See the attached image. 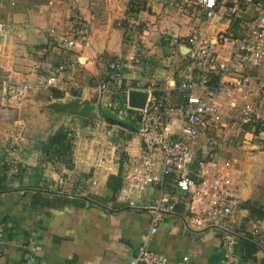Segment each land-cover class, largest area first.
Wrapping results in <instances>:
<instances>
[{
  "label": "crops",
  "instance_id": "crops-1",
  "mask_svg": "<svg viewBox=\"0 0 264 264\" xmlns=\"http://www.w3.org/2000/svg\"><path fill=\"white\" fill-rule=\"evenodd\" d=\"M130 1L146 6L150 2L153 6L152 10L137 6L134 11H139L133 13L128 4L122 13L127 21L149 32L157 30L158 0ZM233 1L224 0L225 6ZM187 3L200 12L199 7ZM73 5L88 26H93L95 16H99L93 3L74 0ZM71 9L57 4L36 9L8 5L4 12L0 11V18L4 16L0 22L10 24L15 32L0 39V264H128L151 220L148 210L130 208L121 191L122 160L140 155V140L134 129L100 121V111H110L101 104L97 85L111 80L109 60L115 59L123 64L122 89L153 85L157 95L169 97L172 92L179 101L173 69L167 67L163 45L155 47V38H146L144 30L138 35V41L145 43L141 51L138 46L133 49L127 44L122 29H113L111 33L107 27H98L92 28L94 35L86 47L61 55L60 63L65 68L58 73L57 65H53L49 54H42V48L51 45L49 28L55 27L57 35L66 31L63 30L74 13ZM216 10L217 18L209 21L208 28L203 31L197 27L199 32L209 35L206 39L212 43L217 30L243 23L241 18L228 20L220 4ZM184 31L187 29L179 36L187 33ZM152 53L161 54V59L147 56ZM53 74H58V83L45 87V79ZM19 83H29L33 90L24 100L15 102L11 99L12 88ZM76 98L93 105L99 119L49 108L52 103H67ZM111 99L117 104L120 96L116 92ZM124 122L136 129L134 120ZM62 129L74 134L70 139L71 167L61 162L66 155L57 158L43 151L49 139ZM234 143L241 147L227 151L231 154L226 157L237 158L244 172L236 179L239 204L232 218V229L238 236V264H264V252L260 249L264 242V219L252 217L248 209L240 207L249 201L250 205L264 207V188L254 184L264 170L252 160L256 154L264 155V143L240 139ZM201 146L200 143L198 157L205 152ZM9 147L17 151L16 161L14 165L8 163L9 169L4 170L10 159L5 152ZM119 147H127L128 152L118 155ZM110 176L121 179V188L115 195L107 187ZM155 195V189L147 190L138 204L150 202ZM183 214L184 208L179 205L176 212L163 215L148 248L166 256L167 264H177L183 256L189 257V264H221L219 233L215 229L187 227Z\"/></svg>",
  "mask_w": 264,
  "mask_h": 264
},
{
  "label": "built area",
  "instance_id": "built-area-1",
  "mask_svg": "<svg viewBox=\"0 0 264 264\" xmlns=\"http://www.w3.org/2000/svg\"><path fill=\"white\" fill-rule=\"evenodd\" d=\"M187 1L200 8L204 20L216 19L220 4L228 20L241 18L243 23L219 30L213 43L197 29L164 41L167 67L173 69L180 96L178 103L170 104L168 97L157 95L151 85L135 89L147 94L144 107H129L128 93L133 89H122L123 64L118 60L109 63L111 80L97 85L101 104L120 120H134L140 140V155L122 160L121 191L130 208L148 210L151 220L128 264H167L166 256L151 251L148 245L162 216L176 212L179 205L184 208L182 219L187 227L219 233L221 264H238V236L232 229V218L239 204L236 179L244 172L237 158L223 157L221 152L226 144L239 139L264 143V0H235L229 6L224 0ZM70 20L63 34L49 28L51 45L42 48V54H49L57 65L58 73L65 68L61 55L88 44L85 20L78 13ZM13 33L10 24L0 22V39ZM127 35L135 49L134 30ZM58 81V74H53L43 85L54 87ZM31 90L29 83L16 84L11 99L20 102ZM116 92L120 96L117 104L111 99ZM73 135L69 130L68 137ZM200 143L205 152L198 157ZM5 152L10 158L7 163L14 165L17 151L9 147ZM116 152L123 155L128 148L120 147ZM151 188L156 195L139 205ZM260 249L264 252V242ZM177 264H189V257L183 256Z\"/></svg>",
  "mask_w": 264,
  "mask_h": 264
},
{
  "label": "rangeland",
  "instance_id": "rangeland-1",
  "mask_svg": "<svg viewBox=\"0 0 264 264\" xmlns=\"http://www.w3.org/2000/svg\"><path fill=\"white\" fill-rule=\"evenodd\" d=\"M73 2L74 0H0V11L4 12L5 11L4 8L8 5L11 8H16V9H22V8L36 9L38 7H41L42 5L43 6L48 5V6L53 7L54 5L57 4L58 6H62V8L67 9V10L68 8L69 10L72 8L71 12H74L73 14L78 13L80 15L81 11L79 9L73 8L74 7ZM90 2L93 3V8L95 9V12L97 13L99 11V16L98 15L95 16L96 19H95L93 26L90 24L88 26V23H86L85 21V23L87 24L86 27H87L88 38L94 35V30H92V28L107 27L109 29V32L111 33L113 29H118V30L122 29L123 39L127 42V44L131 45L130 40H128L129 37L127 35V32H131L132 30H134V36L132 35L134 37L133 40L135 41L136 46H138L141 51L145 43H141L140 41H138V35L140 33L142 34L143 30H144L143 35L146 38L148 37L155 38L154 45L155 47L159 46L160 48L162 47V45L164 44V41L167 38L171 36H175V35L177 36L181 35L180 32H182V30L187 29V31H184L187 33L185 34L182 33V35L184 36L189 33H192L193 29L195 28L197 29V27L199 29L200 28L203 29L204 31L205 28H208L210 26L209 21L204 20L200 12H198V10H194V8L190 4L187 3V0H158L156 5H159L158 6L159 13L156 15L157 17L156 23L159 25V27L157 30L155 31L152 30L151 32H149L145 27L144 28L139 27L138 24L134 25L133 23H129L127 19L124 17L125 13L122 14L124 11L126 12V9H127L126 7L128 6V4L129 5L131 4V8L129 10H131L134 13V8L137 6L138 8L146 7V9L153 6L151 5L150 2L147 3L150 6H146L144 3H140L139 5H136V4H133L132 1L130 0H90ZM140 5H143V6L140 7ZM150 10H152V8H150ZM71 16H70V19H71ZM3 17L0 19H3ZM70 21L71 20H69V23ZM194 23H197V26H194ZM131 26H133L134 28H132ZM111 27L113 28L111 29ZM141 28L142 30H140ZM66 29L67 28H65L63 31H65ZM217 32L218 30L214 34H216ZM201 34L205 38H210L209 35L205 36L206 33L204 32H201ZM157 54L159 53H152V55H147V56L155 60L156 56H159V58L161 57V54L160 55H157ZM140 56L141 55H138L137 58H140ZM113 61H115V59L109 60V63ZM168 102L172 105L178 103V99L173 96L172 92L169 94ZM96 115L99 116L98 114ZM109 116H113V115L111 114ZM117 120H120V119L117 118ZM101 121L103 122V119ZM227 145L228 144H226V147H224L223 151L221 152L223 157H226L231 154V153H228L227 151L230 152L231 149H236L237 147H241V144H238V143H234V144L231 143L230 145L232 146L228 145L229 147ZM233 152L235 154L238 153L236 150H233ZM252 160L255 166H257V168L263 167V170H264V155L256 154V156H254ZM254 182H255L254 184L256 185L259 184L261 185V188H264V175H262L259 179H255Z\"/></svg>",
  "mask_w": 264,
  "mask_h": 264
},
{
  "label": "trees",
  "instance_id": "trees-1",
  "mask_svg": "<svg viewBox=\"0 0 264 264\" xmlns=\"http://www.w3.org/2000/svg\"><path fill=\"white\" fill-rule=\"evenodd\" d=\"M139 10L134 11L135 13L138 12ZM100 114H106V115H111L108 111H100ZM71 150H72V145H71V140L68 138V132L64 129L58 130L48 141V144L45 145L43 148V151L47 152L48 154H51L52 157H57L59 156L66 155V159L61 160L67 167H71L70 163V156H71ZM8 163L4 164L3 169L8 170ZM107 187L111 190L113 195L117 194L119 189L121 188V179L118 177L110 176L108 179ZM240 207L244 209H248L250 215L252 217H255L257 219H264V207L259 206L255 207L254 204L250 205V201L246 202L245 204H241Z\"/></svg>",
  "mask_w": 264,
  "mask_h": 264
},
{
  "label": "water",
  "instance_id": "water-1",
  "mask_svg": "<svg viewBox=\"0 0 264 264\" xmlns=\"http://www.w3.org/2000/svg\"><path fill=\"white\" fill-rule=\"evenodd\" d=\"M147 94L145 92L131 90L128 93V105L129 107L142 109L145 105ZM50 109L56 111H69L78 114L79 116L87 117L89 119L98 120V116L94 112V106L91 105L88 101H82L79 98L71 100L67 103H52L49 105ZM101 118L105 123L109 125L118 126L126 130L137 131L131 124H128L124 121L117 120L116 118L102 114Z\"/></svg>",
  "mask_w": 264,
  "mask_h": 264
}]
</instances>
